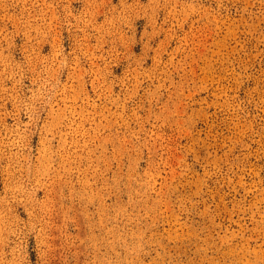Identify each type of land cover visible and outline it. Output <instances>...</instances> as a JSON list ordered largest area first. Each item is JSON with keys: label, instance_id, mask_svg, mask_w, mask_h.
<instances>
[{"label": "rangeland", "instance_id": "1", "mask_svg": "<svg viewBox=\"0 0 264 264\" xmlns=\"http://www.w3.org/2000/svg\"><path fill=\"white\" fill-rule=\"evenodd\" d=\"M0 264H264V0H0Z\"/></svg>", "mask_w": 264, "mask_h": 264}]
</instances>
